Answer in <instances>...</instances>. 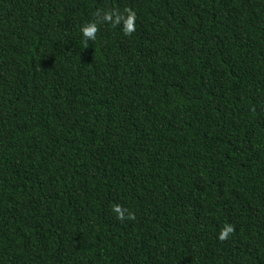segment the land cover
I'll list each match as a JSON object with an SVG mask.
<instances>
[{"label":"trees","instance_id":"16d2710c","mask_svg":"<svg viewBox=\"0 0 264 264\" xmlns=\"http://www.w3.org/2000/svg\"><path fill=\"white\" fill-rule=\"evenodd\" d=\"M0 264H264V0H0Z\"/></svg>","mask_w":264,"mask_h":264},{"label":"clouds","instance_id":"9594fccd","mask_svg":"<svg viewBox=\"0 0 264 264\" xmlns=\"http://www.w3.org/2000/svg\"><path fill=\"white\" fill-rule=\"evenodd\" d=\"M102 15V22H115L122 21L123 22V30L126 35H131L135 31V21H136V13L132 9L128 8L125 9L124 13H120L118 10H110L105 13H101ZM83 32L84 37L87 40L94 41L96 38V34L98 31V24L97 22H90L84 25L81 29ZM113 211L117 214V218L121 221L128 219V220H135V214L127 209H124L120 205H115L113 207ZM127 213V215H126ZM235 227L232 225H226L219 235V240L225 241L229 238L230 234L234 233Z\"/></svg>","mask_w":264,"mask_h":264}]
</instances>
